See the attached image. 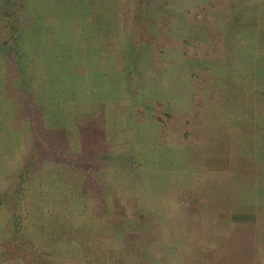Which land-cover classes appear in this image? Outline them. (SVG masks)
<instances>
[{"label": "rangeland", "instance_id": "obj_1", "mask_svg": "<svg viewBox=\"0 0 264 264\" xmlns=\"http://www.w3.org/2000/svg\"><path fill=\"white\" fill-rule=\"evenodd\" d=\"M199 2L148 0L122 22L113 11L112 24V0H23L16 43L0 45V198L38 135L44 153L45 131L70 156L94 135L88 123L109 146L95 159L94 188L63 156L30 173L36 203L26 176L20 234L49 264H264V120L253 105L264 103V83L241 74L246 52L233 42L222 44L231 66L193 44L199 56L182 58L185 30L205 40L185 13ZM221 6L207 16L226 26L235 7ZM13 233L0 221V264H24L5 251ZM33 256L28 264H39Z\"/></svg>", "mask_w": 264, "mask_h": 264}, {"label": "trees", "instance_id": "obj_2", "mask_svg": "<svg viewBox=\"0 0 264 264\" xmlns=\"http://www.w3.org/2000/svg\"><path fill=\"white\" fill-rule=\"evenodd\" d=\"M1 1L0 7L2 8L0 10V32L3 40L0 41V45L7 46L9 40H11V42L13 43H16L17 35L20 30V23L18 19L20 16V11L23 9V0ZM112 1L115 3L113 11L119 14V19L122 22L124 21L126 14L129 17H135V14L138 11L137 6L139 4H147L148 0ZM243 1L246 0H200L196 9L187 10L185 13L186 17L195 14L192 18V25H195V23H199L201 25V28H203V30H205L206 32L204 34L206 35L204 37L205 40H200L198 37H194L192 33L190 34L188 30H185V36L181 37V39L178 40V44L180 45L183 56L182 58L184 60L199 56V54L197 55V52H195V49L199 47L203 56H213V58H216L217 52L221 53L222 57L221 59H219V61L222 60L224 66H231L233 64L232 61L234 59L232 58L233 52L231 47L239 45L236 49L240 50L243 53L246 52L245 55H241V57L239 58V66L241 64V66L239 67V71L245 67L243 65L245 63L247 68H244L245 70H242L241 74H244L246 76L249 73L251 75V80H256V83H261L262 81L264 83V35L263 32H260L262 36H258L259 33L257 31V28L255 27L260 22H262V24L264 25V0H255L254 7L250 9L247 7H245L247 9L238 7V4ZM218 3L221 4V7L223 8H231L232 4L235 7L234 12L230 11L233 13V15L232 17H230V20L228 21V24L226 26L222 24V19L221 21H217V17L215 18V6ZM207 12L210 14L211 12H213V14L215 15H213L212 23L211 17L208 18L207 16ZM214 19L215 21H217V23L214 21ZM130 24L133 26L131 19L130 22H128V25ZM132 33V29L127 28V35L131 36ZM160 39L162 44L166 43L165 39L168 40L167 29L162 28V30L160 31ZM226 41H229V43L233 42V44H231V47L229 49L224 50L222 44H225ZM189 44H193L196 48L193 50H189ZM247 55L250 57L251 62L246 59ZM235 71H237V69ZM252 74H254L255 76ZM254 91L258 92L257 90ZM254 91L252 92V95H254ZM256 101L253 102L254 108H258L257 111L263 110L262 118L264 120V103L259 102L258 99ZM241 123L247 124V121L241 119ZM85 125L94 129V135L90 139L84 138L87 135L83 137L81 147L74 156L66 155L62 151V147L64 148L65 142L63 141L62 144L60 143L62 141L61 136L58 139V137L54 135L51 136L52 134H48V132L45 131L44 136H40L42 137V143L45 145L44 153H42L41 155L38 154V135L32 148L34 155L30 154L28 158V164H26L25 161L24 164H22L21 169L18 170L16 178H13L11 176L10 181L7 180L9 183V189L11 191H9L4 197L0 198V210H2L1 208H5L8 212L6 215L0 217V221L1 223L5 224L7 232L13 231L14 233L12 234L11 238L12 242H10L11 247H9V249L5 248V251L7 252V254H14V256H16L17 258L24 260V264H28L27 256L31 255H35L33 256L32 261L38 259L39 264H49L42 258L41 255L38 256V254H41V252L39 251V248L33 244V240L31 238L27 239L24 234H20L22 229H25V226L23 227V222L26 217L29 216V213H27L26 208L24 207V193L27 189L25 186L26 176L28 175V201L32 196L31 198L34 203H36V201L40 199V197H38L39 181L35 179L31 180L29 176L30 173L35 171L37 166H39L40 159H43L44 161L48 159L58 161L63 160V156L65 159H67L66 168L71 169L76 174H78L79 177L76 178H79V180L84 183V186L85 184L91 185L90 183L94 180L91 178L92 173L100 166L99 164L96 165L95 159L99 156V153H105V151L108 150L109 146L99 138L100 134L95 124L91 123L90 125V123H88ZM261 128H264V123L262 124ZM34 133H37V131H34ZM42 133V131H39L38 134L43 135ZM91 186L93 187V185ZM95 188H98V185H96ZM84 189L86 188L83 187L81 191H83ZM190 198L191 195L190 197L185 198V201H189ZM73 199L75 201L77 197L69 196L68 202L72 203ZM80 199H84V197L80 195ZM91 201H93V197L91 198ZM257 207L258 209H260L258 205ZM28 244L34 245L35 248L32 246L33 250H31L30 248H28Z\"/></svg>", "mask_w": 264, "mask_h": 264}, {"label": "crops", "instance_id": "obj_3", "mask_svg": "<svg viewBox=\"0 0 264 264\" xmlns=\"http://www.w3.org/2000/svg\"><path fill=\"white\" fill-rule=\"evenodd\" d=\"M111 4V3H110ZM114 13H113V8H112V10H111V14H110V18H111V20H112V24H114L113 23V18H114V15H113ZM97 129H98V127H97ZM98 132H99V134H102L99 130H98ZM113 139V138H112ZM114 140V139H113ZM116 142H118V140H115Z\"/></svg>", "mask_w": 264, "mask_h": 264}]
</instances>
